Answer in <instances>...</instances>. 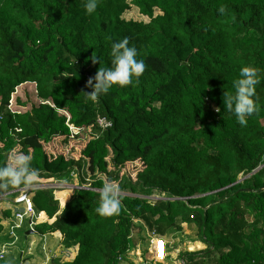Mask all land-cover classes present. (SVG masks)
Listing matches in <instances>:
<instances>
[{
  "label": "trees",
  "instance_id": "trees-1",
  "mask_svg": "<svg viewBox=\"0 0 264 264\" xmlns=\"http://www.w3.org/2000/svg\"><path fill=\"white\" fill-rule=\"evenodd\" d=\"M131 6L149 21L123 19ZM125 37L145 71L87 99L86 81L109 66L111 43ZM242 66L260 77L257 111L244 127L223 105ZM28 83L39 103L9 113L11 96ZM0 100V134L9 142L0 166L12 150L23 151L39 179H79L62 208L54 190L31 191L44 214L38 220L46 218L35 232L62 236L51 264L128 262L134 221L158 237L194 225L206 249L183 254L186 264H264V0H99L92 14L83 0H0ZM63 113L89 138L75 159L47 146L59 137L74 144ZM99 117L110 128L101 130ZM93 147L110 156L98 168ZM108 180L119 185L122 207L100 216L99 189ZM11 216L2 211L0 233Z\"/></svg>",
  "mask_w": 264,
  "mask_h": 264
},
{
  "label": "rangeland",
  "instance_id": "rangeland-1",
  "mask_svg": "<svg viewBox=\"0 0 264 264\" xmlns=\"http://www.w3.org/2000/svg\"><path fill=\"white\" fill-rule=\"evenodd\" d=\"M153 14L157 15L160 14V12L158 10H154ZM122 18L125 20H134L144 23L149 21V19L142 16L138 9L134 6H131L130 9L123 14ZM34 89L35 87L33 84L20 86L16 89L15 93L11 97L12 109L22 113L28 111L31 105L38 104ZM17 99L20 104L19 102L17 103ZM21 104L23 106H20ZM86 139H89L87 138V131L80 130L79 135L73 138L74 144H67V142L63 141V138L59 137L53 142L48 143L47 146L49 148L51 146L53 151L55 149L58 154L64 155L66 159H75L79 155L81 156L79 153L81 152V148H83L82 143ZM8 144L9 142L6 140L5 134H0V150L3 154H6L7 152L6 148ZM93 150V156L98 163L96 168L101 167L100 163L102 164L104 161H109L110 156L105 153V148L100 149L98 147H93ZM126 168L130 171V173L135 170H132L130 166ZM109 169L111 170L108 166V170ZM100 176L104 180V175L102 176L101 174ZM97 177H99V175ZM63 178L64 179L61 181L58 180L60 182L54 179H38V183L35 187L39 189L54 190V194L58 198L59 205L63 206L69 201L73 189L77 188V184L79 182L78 177L74 173H70V175ZM91 182V178L86 176V180L84 181L86 185L84 186H90ZM60 191L62 192L61 195L58 193ZM150 198L156 199L161 197H158L155 194ZM7 199L11 198L8 197ZM7 199H0V216L2 214V210H5L8 206L11 210L15 209L13 204ZM26 212V217L23 218L24 221L21 223L19 228H15L17 222L13 216H11L10 219L3 220V233H0V240H2L1 237H3L4 240H7L9 242V247L6 250L3 245H0V264L6 260L5 256L7 253L11 264H24L27 261L25 258H28L27 262L30 264H51V260L56 258V251L58 248L57 243L51 244L50 236H41L38 233H28L33 229L34 225L42 221L38 220L39 213L35 211L34 207H32L31 211L27 210ZM134 224L137 229L132 230L131 237L135 241V248L134 250L128 252V262L133 264H186V257H184L183 254H192L194 252L201 253V251L206 249V246L199 241L198 232L194 225H182V230L180 232L168 233L164 237H158L150 233L139 221H134ZM53 236L54 235H52V237ZM56 236L57 238L62 237L58 235ZM8 237L9 239H7ZM52 242H55V240H52ZM63 256H69L68 250L63 252ZM12 259L13 261H11ZM128 262H121L120 264H128Z\"/></svg>",
  "mask_w": 264,
  "mask_h": 264
},
{
  "label": "clouds",
  "instance_id": "clouds-1",
  "mask_svg": "<svg viewBox=\"0 0 264 264\" xmlns=\"http://www.w3.org/2000/svg\"><path fill=\"white\" fill-rule=\"evenodd\" d=\"M99 0H83L86 14L96 11ZM223 15L225 6L217 9ZM138 51L135 46H129L128 38L111 43L110 64L100 67L93 77H90L85 87L91 88L90 93L84 94L91 101L108 93L113 85L127 86L133 82V77L139 78L145 71L143 59H137ZM99 62V57L92 56V63ZM259 69L252 66H242L238 77L232 82V91H224L223 105L235 116L237 123L247 126V117L257 111L255 102L256 86L260 83ZM39 172L32 166V157L23 151L12 150L7 156V162L0 166V192L10 187L23 186L26 189L35 187L38 183ZM121 189L111 180L106 181L99 189V203L95 211L100 216L118 214L122 204L119 198Z\"/></svg>",
  "mask_w": 264,
  "mask_h": 264
},
{
  "label": "built area",
  "instance_id": "built-area-1",
  "mask_svg": "<svg viewBox=\"0 0 264 264\" xmlns=\"http://www.w3.org/2000/svg\"><path fill=\"white\" fill-rule=\"evenodd\" d=\"M0 106H1V100H0ZM6 110L11 113H19L18 111L12 109V101H9V104L6 107ZM66 116V126L68 128L69 132V138L73 139L77 137L80 133V130L75 128L73 125L69 124V116L66 113H63ZM2 119V113L0 112V120ZM97 126L101 130H106L110 128L111 124L104 118V117H99L97 118L96 121ZM15 133H19V129L14 130ZM85 189H88L89 187H83ZM34 189H39L37 187L31 188V189H26V188H20L17 190H13L7 194H4L0 196V199L6 198L8 195H15L14 198L12 199L11 203L14 206V210H12V216L17 222V225H15V228H19L21 223L24 221V217H26L27 210L31 211L33 204L31 201V191ZM20 207V208H19ZM34 228V227H33Z\"/></svg>",
  "mask_w": 264,
  "mask_h": 264
},
{
  "label": "crops",
  "instance_id": "crops-1",
  "mask_svg": "<svg viewBox=\"0 0 264 264\" xmlns=\"http://www.w3.org/2000/svg\"><path fill=\"white\" fill-rule=\"evenodd\" d=\"M30 83H28V84H24V85H21V86H25V85H29ZM30 85H32V84H30ZM34 85V84H33ZM34 87H35V85H34ZM19 88V87H18ZM17 88V89H18ZM16 91V90H15ZM34 92H35V89H34ZM12 97V96H11ZM17 101V103L19 102V100L17 99L16 100ZM38 101V100H37ZM38 103H39V101H38ZM19 104H20V102H19ZM20 106H23L22 104L20 105ZM26 112V111H25ZM20 113V112H19ZM22 113H24V112H22ZM64 200H65V198H64ZM64 206V205H63ZM63 206H60V207H63ZM7 208H9V206L7 207ZM20 208V207H19ZM3 211V210H2ZM38 213V212H37ZM39 214H43V213H39ZM44 215V214H43ZM45 217V216H44ZM45 220H46V218H45ZM48 221V220H47ZM3 222V221H2ZM42 222H44V220H42L40 223H42ZM53 222V219L52 220H50V221H48V223H52ZM3 233V232H2ZM1 235V234H0ZM54 236L52 237V235H50V243L52 244V243H57V247H59L60 246V244L62 243L61 242V240H60V238H57V236L56 235H58V236H61L60 235V233L59 232H56V233H54L53 234ZM10 237V236H9ZM9 237L7 238V239H9ZM2 238V240H0V245L2 246H4L5 247V249L7 250V248L9 247L8 245H9V242L7 241V240H4V238L3 237H1ZM52 240H55V242H52ZM58 249V248H57ZM7 255H8V253H7ZM5 256V259L6 260H4L3 261V263H1V264H11V262H9L10 261V259L8 258V256ZM14 259V258H13ZM13 259L11 260V261H13ZM27 261H28V258H25ZM24 259V260H25ZM23 260V261H24ZM25 262L24 264H30V263H28V262ZM40 264H42V263H40Z\"/></svg>",
  "mask_w": 264,
  "mask_h": 264
},
{
  "label": "water",
  "instance_id": "water-1",
  "mask_svg": "<svg viewBox=\"0 0 264 264\" xmlns=\"http://www.w3.org/2000/svg\"><path fill=\"white\" fill-rule=\"evenodd\" d=\"M255 172V171H254ZM254 172H252V173H254ZM243 179H239L238 181H237V183L238 182H241ZM29 234H34V233H36L35 232V230H34V228L32 229V230H30L29 232H28Z\"/></svg>",
  "mask_w": 264,
  "mask_h": 264
}]
</instances>
